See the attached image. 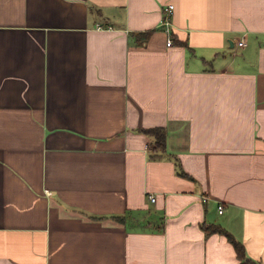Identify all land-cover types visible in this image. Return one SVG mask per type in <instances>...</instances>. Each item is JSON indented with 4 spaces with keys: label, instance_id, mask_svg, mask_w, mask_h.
<instances>
[{
    "label": "crops",
    "instance_id": "obj_1",
    "mask_svg": "<svg viewBox=\"0 0 264 264\" xmlns=\"http://www.w3.org/2000/svg\"><path fill=\"white\" fill-rule=\"evenodd\" d=\"M204 224L264 264V0H0V264H238Z\"/></svg>",
    "mask_w": 264,
    "mask_h": 264
},
{
    "label": "trees",
    "instance_id": "obj_2",
    "mask_svg": "<svg viewBox=\"0 0 264 264\" xmlns=\"http://www.w3.org/2000/svg\"><path fill=\"white\" fill-rule=\"evenodd\" d=\"M150 31H144L141 33H136V39H140L141 37H146L149 34ZM148 133H151L154 135L155 141H154V147H156L157 149H164L165 147V128L163 127H149V128H145L142 129ZM177 163V167H178V174L182 175V176H189L188 173H186L179 165V163L176 161ZM116 221L118 222H123L125 220L123 215H113L112 216ZM203 229L205 230V232L211 233V232H219V233H223L226 235V237L228 238V240L233 244L235 251H236V255L239 259V263L238 264H259L258 262L254 261L253 259H251L250 257H248L245 253V249L243 244L241 243V241L237 240L236 238L233 237V235L228 232L225 228H223L221 225L219 224H204Z\"/></svg>",
    "mask_w": 264,
    "mask_h": 264
},
{
    "label": "built area",
    "instance_id": "obj_3",
    "mask_svg": "<svg viewBox=\"0 0 264 264\" xmlns=\"http://www.w3.org/2000/svg\"><path fill=\"white\" fill-rule=\"evenodd\" d=\"M172 11H173V4L172 3L167 4L163 9V16H162L161 21L159 23L160 28L167 34V39H166L167 45H170L172 43V40L170 38V35L172 32V22H171ZM96 27L102 28L103 25L100 23H97ZM242 44H243V41L241 39L237 41V45H242ZM148 197L151 200H154V195L149 194ZM217 210H218V212H222L223 205L218 204Z\"/></svg>",
    "mask_w": 264,
    "mask_h": 264
},
{
    "label": "bare ground",
    "instance_id": "obj_4",
    "mask_svg": "<svg viewBox=\"0 0 264 264\" xmlns=\"http://www.w3.org/2000/svg\"><path fill=\"white\" fill-rule=\"evenodd\" d=\"M171 38V37H170ZM171 40H172V38H171Z\"/></svg>",
    "mask_w": 264,
    "mask_h": 264
}]
</instances>
